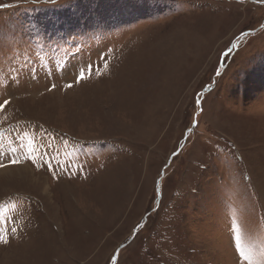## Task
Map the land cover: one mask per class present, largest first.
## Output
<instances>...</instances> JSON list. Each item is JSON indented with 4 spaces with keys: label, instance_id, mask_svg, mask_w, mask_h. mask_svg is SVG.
<instances>
[{
    "label": "rangeland",
    "instance_id": "rangeland-1",
    "mask_svg": "<svg viewBox=\"0 0 264 264\" xmlns=\"http://www.w3.org/2000/svg\"><path fill=\"white\" fill-rule=\"evenodd\" d=\"M0 105V264H264V0H0Z\"/></svg>",
    "mask_w": 264,
    "mask_h": 264
},
{
    "label": "water",
    "instance_id": "water-1",
    "mask_svg": "<svg viewBox=\"0 0 264 264\" xmlns=\"http://www.w3.org/2000/svg\"><path fill=\"white\" fill-rule=\"evenodd\" d=\"M160 190H157V195H158V198L160 197V192H159ZM124 245H120L119 247H117V249L115 250V252H114V256H113V258H112V262H111V264H114L115 262H116V259H117V257H118V253H119V251L121 250V248L123 247Z\"/></svg>",
    "mask_w": 264,
    "mask_h": 264
},
{
    "label": "bare ground",
    "instance_id": "bare-ground-1",
    "mask_svg": "<svg viewBox=\"0 0 264 264\" xmlns=\"http://www.w3.org/2000/svg\"><path fill=\"white\" fill-rule=\"evenodd\" d=\"M19 166V165H18ZM18 168V167H17ZM21 168V167H20ZM16 170H18V169H16V168H14V170H11V168H8V170H2V171H0V175H5V174H7V173H11L12 171H16ZM28 172H29V174H31L32 172H31V170H29L28 169ZM18 176H19V174H18ZM3 177V176H2ZM9 177V176H8ZM23 177V176H22ZM16 181V180H15Z\"/></svg>",
    "mask_w": 264,
    "mask_h": 264
},
{
    "label": "crops",
    "instance_id": "crops-1",
    "mask_svg": "<svg viewBox=\"0 0 264 264\" xmlns=\"http://www.w3.org/2000/svg\"><path fill=\"white\" fill-rule=\"evenodd\" d=\"M69 192H70V191H69ZM70 193H71V192H70ZM87 194H89V193H87ZM83 196H85V195H83ZM86 196H87V195H86ZM79 197H80V196H79ZM88 197H90V196H88ZM101 214H103V215H102L103 217H105L106 215H108V213L106 212L105 209H103V212L101 211ZM67 224H69V222L65 224V227L68 226ZM8 255H9V254H8Z\"/></svg>",
    "mask_w": 264,
    "mask_h": 264
},
{
    "label": "trees",
    "instance_id": "trees-1",
    "mask_svg": "<svg viewBox=\"0 0 264 264\" xmlns=\"http://www.w3.org/2000/svg\"><path fill=\"white\" fill-rule=\"evenodd\" d=\"M161 198H163V194L161 192ZM157 199H158V196H157ZM159 201V200H158ZM157 201V204L159 205V202ZM155 207V206H154ZM152 214V213H151Z\"/></svg>",
    "mask_w": 264,
    "mask_h": 264
},
{
    "label": "snow or ice",
    "instance_id": "snow-or-ice-1",
    "mask_svg": "<svg viewBox=\"0 0 264 264\" xmlns=\"http://www.w3.org/2000/svg\"><path fill=\"white\" fill-rule=\"evenodd\" d=\"M0 107H2V105H0ZM13 163H16L15 161H13Z\"/></svg>",
    "mask_w": 264,
    "mask_h": 264
}]
</instances>
